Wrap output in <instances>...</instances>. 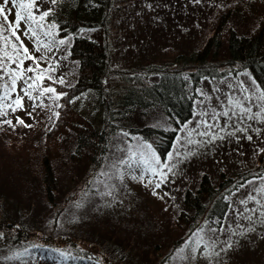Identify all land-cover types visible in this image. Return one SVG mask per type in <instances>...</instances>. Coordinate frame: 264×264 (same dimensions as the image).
<instances>
[{
  "label": "rangeland",
  "instance_id": "1",
  "mask_svg": "<svg viewBox=\"0 0 264 264\" xmlns=\"http://www.w3.org/2000/svg\"><path fill=\"white\" fill-rule=\"evenodd\" d=\"M53 2L0 0V23L16 41L1 32L8 64L0 66V152H24L57 104V81L70 76L69 41L43 14ZM229 2L108 0V32H84L109 51L106 88L72 101L83 114H95L102 138L82 150L69 173L53 159L59 185L52 201L37 187L22 198L0 193V264H39L42 254L60 264H264V176L244 178L264 150V97L246 70L226 66L223 46L209 56L207 65L229 73L200 79L193 115L164 159L149 139L130 131L164 126L160 109L123 105L158 81L166 66L196 72L183 69L194 66L184 60L204 42L217 6ZM251 24V17L244 20L245 33ZM98 97L108 113L105 104L93 102ZM204 173L216 191L220 178H229L221 185L228 208L218 226L204 222L203 213L192 222L194 211L182 203L185 190L194 189ZM5 181L10 186L3 191H19L18 177L8 173Z\"/></svg>",
  "mask_w": 264,
  "mask_h": 264
},
{
  "label": "trees",
  "instance_id": "2",
  "mask_svg": "<svg viewBox=\"0 0 264 264\" xmlns=\"http://www.w3.org/2000/svg\"><path fill=\"white\" fill-rule=\"evenodd\" d=\"M53 1L52 6L43 14L45 20L55 25L59 38L69 41L66 56L69 59L70 76L65 83L57 81L55 86L57 104L37 130V137H30L25 142L24 152L19 155L11 151L0 152V161L3 162L0 163V193L3 192L7 197L16 195L22 198L25 197V193L28 194L34 191L32 188L37 187L40 192H45L49 201H52L54 186L59 185L53 159L59 158V162L65 167V173H69L80 164L82 150L89 149L95 138L99 140L102 138L103 132L96 130L95 120L91 118L95 117V114L92 113L91 117L83 114L74 107L72 101L85 93H102L104 87L106 88V78L111 70L109 51L104 42L99 43L84 32L94 30L96 27H100L103 34L108 32L109 21L106 23L108 19L105 17L108 0ZM263 2L264 0H230L228 4L217 6L218 13L212 15L205 28L204 42L196 50L190 51L184 60L193 63L194 66L188 64L183 69L194 67L197 71L186 69L188 72L184 73L185 70H171L166 66L163 68L165 74L159 76L158 81L143 88L136 99H127L123 104L125 106L132 103L137 107L149 104L160 109V118H163L164 126L144 124L145 126L139 129L131 128L130 131L136 132L143 141L149 139L161 159L165 158L179 128L193 115L194 94L200 79L202 77L209 80L217 79L213 76L226 78L225 75L229 73L228 69L220 70L217 65H207L209 56L214 57L218 54L220 47L223 46L225 49L226 66L243 67L264 97ZM249 17L252 18V24L245 33L243 24ZM1 32L7 34L5 38L10 37L15 41L6 23H0V36ZM6 45L1 44L0 47V66L3 63L8 64L5 55ZM126 78L129 79L128 75ZM2 95L0 88V112ZM39 100L37 98L36 101ZM93 102L99 106L105 104V111L109 112V105L104 98L98 97ZM106 120L104 117L103 124ZM258 156L255 168L248 169L244 173V178L264 176V150H261ZM8 173L21 180L18 192L3 191V187L10 186L5 181ZM226 180L229 178H220L221 183L216 191L214 182L204 173L194 189L185 190L182 203L188 211H194L191 216L192 222L198 214L203 213L204 222L218 226L228 208V199L223 198L221 186L228 182ZM209 201L210 205L207 204ZM180 219L183 221V217ZM187 219L185 217V221ZM190 225L193 226V223H190L189 227ZM178 241L179 239L174 244L177 245ZM17 261L21 260L17 258ZM37 261L39 264H60L54 257H47L45 254ZM80 261L82 263V260Z\"/></svg>",
  "mask_w": 264,
  "mask_h": 264
}]
</instances>
